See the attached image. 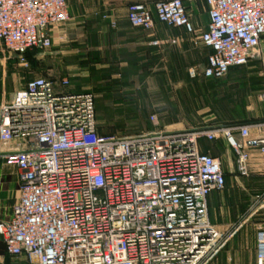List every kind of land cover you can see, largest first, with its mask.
Listing matches in <instances>:
<instances>
[{
    "label": "built area",
    "instance_id": "2783aa9c",
    "mask_svg": "<svg viewBox=\"0 0 264 264\" xmlns=\"http://www.w3.org/2000/svg\"><path fill=\"white\" fill-rule=\"evenodd\" d=\"M205 3L201 33L183 0L130 3L126 20L143 31L155 22L183 28L192 47L209 50L205 80L264 55V0ZM69 19L67 0H0L6 59L28 67L26 53L49 49L53 30ZM187 75L195 78V68ZM257 99L264 103V83ZM218 138L247 174L250 150L264 158V112L245 124L102 135L92 92L73 90L66 77L26 81L0 100V159L19 171L17 200L0 220L5 252L35 264H208L227 238L208 221L207 196L225 180L220 160L202 153L199 140ZM16 139L20 145L10 147ZM255 241V264H264L260 225Z\"/></svg>",
    "mask_w": 264,
    "mask_h": 264
},
{
    "label": "crops",
    "instance_id": "0c3cea01",
    "mask_svg": "<svg viewBox=\"0 0 264 264\" xmlns=\"http://www.w3.org/2000/svg\"><path fill=\"white\" fill-rule=\"evenodd\" d=\"M156 1L160 0H67L70 19L53 30L52 45L63 43L60 52L72 60L67 68L79 69L87 75L103 70L146 71L162 51H166L167 55L172 54L178 63L179 58L183 59L186 47L193 48L190 41L187 42L190 36L183 28H171L155 22L153 30L143 31L132 28L127 23V6L130 3L144 2L151 5ZM183 3L196 33L203 32L208 22L205 0H183ZM208 52V49L201 48V51L192 52L191 59L195 63L205 64ZM175 66V70H179V64ZM38 76L53 79L45 74ZM71 86L73 90L90 91L87 86L72 83ZM262 87L263 84L257 85L253 93L257 94ZM248 109L250 110L243 118L259 120L264 112V103L249 105ZM220 139L199 140V150L201 145L202 153L218 158L224 172V189L213 191L207 196L208 221L227 238L215 258H227L229 264H255L254 222L257 219L264 220V158L257 150H250L247 174H240L236 168L233 150L225 140L222 142ZM9 145L16 147L20 145V140H13ZM2 180L4 184L5 177ZM11 184L15 185L18 197L17 168L15 177L9 181V186ZM257 198L261 200L258 214L257 208L254 209ZM1 201L4 202V198ZM12 208L13 206L9 211L0 208V220L8 219ZM0 264L35 263H30L26 258L10 257L0 238Z\"/></svg>",
    "mask_w": 264,
    "mask_h": 264
},
{
    "label": "rangeland",
    "instance_id": "374dc122",
    "mask_svg": "<svg viewBox=\"0 0 264 264\" xmlns=\"http://www.w3.org/2000/svg\"><path fill=\"white\" fill-rule=\"evenodd\" d=\"M62 44L54 43L50 49L33 51L28 67L6 59L7 54L0 45V100L11 98L20 86L38 75L45 74L53 79L66 77L73 85L90 89L95 98L96 120L101 134L116 136L157 128L194 129L223 125L242 119L250 110L249 105L261 103L257 99L259 92L255 94L253 91L264 83V55L252 58L246 66L232 69L219 80L202 79L204 63H195L191 59L192 52L201 51V48L194 47H186L183 59L179 58L178 63L172 54L162 51L146 71L103 70L87 75L79 69L67 68L72 60L60 52ZM175 64H179L177 71ZM188 68H195V78L188 77ZM224 95L228 102L216 106L218 98ZM151 115L156 116V122L150 120ZM220 141L225 142L223 138ZM15 174L14 166H7L0 160V208L6 211L11 209L17 197L15 185L9 186ZM2 177L6 179L4 184ZM256 201L254 209L257 208L258 214L261 200L257 198ZM254 223L264 226L261 219ZM208 264H229V261L227 258H213Z\"/></svg>",
    "mask_w": 264,
    "mask_h": 264
},
{
    "label": "trees",
    "instance_id": "16d2710c",
    "mask_svg": "<svg viewBox=\"0 0 264 264\" xmlns=\"http://www.w3.org/2000/svg\"><path fill=\"white\" fill-rule=\"evenodd\" d=\"M36 49H33V50H31V51H28L27 53H26V57H27V59L29 60V58H30V54L33 52V51H35ZM246 66V65H245ZM240 67H243V66H240ZM235 68H238V67H235ZM231 71V70H230ZM229 71V72H230ZM228 72V73H229ZM227 73V74H228ZM203 79V78H202ZM203 80H205V79H203ZM210 80H219V79H210ZM210 80H207V81H210ZM91 92V91H90ZM226 95H224V97L223 98H218V101H216V106L217 105H219V106H221V104L222 103H226V102H228L227 101V97H225ZM94 101H95V98H94ZM220 102V103H219ZM217 103H219V104H217ZM251 121H255V119L253 120H246V119H244V118H242V119H240V120H236V121H231V122H227L226 124H223V125H230V124H234V123H240V124H245V123H249V122H251ZM98 130H99V127H98ZM99 133L101 134V132H100V130H99ZM103 135V134H102Z\"/></svg>",
    "mask_w": 264,
    "mask_h": 264
}]
</instances>
